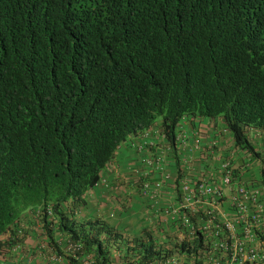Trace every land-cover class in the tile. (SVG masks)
I'll return each instance as SVG.
<instances>
[{
  "label": "trees",
  "instance_id": "trees-1",
  "mask_svg": "<svg viewBox=\"0 0 264 264\" xmlns=\"http://www.w3.org/2000/svg\"><path fill=\"white\" fill-rule=\"evenodd\" d=\"M185 115L201 119L203 156L223 145L208 144L209 119L253 152L264 0H0V264L13 247L27 253L32 226L63 264L83 263L58 235L113 264L115 234L90 191L129 134L161 124L177 154Z\"/></svg>",
  "mask_w": 264,
  "mask_h": 264
},
{
  "label": "built area",
  "instance_id": "built-area-1",
  "mask_svg": "<svg viewBox=\"0 0 264 264\" xmlns=\"http://www.w3.org/2000/svg\"><path fill=\"white\" fill-rule=\"evenodd\" d=\"M179 131L177 146L187 148L190 156L181 160L175 180L165 171L168 162L174 160L171 143L154 144L151 134L144 132L139 143L127 145L141 154L155 148L153 155L141 158L136 171L138 186L149 209L159 215L160 226L168 232L175 230L179 243L159 260L141 261L131 253L127 264H264V187L245 178L242 163L203 156L202 138L188 135L182 128ZM207 138L210 147L217 144L216 137ZM33 214L38 219L40 211ZM35 230L39 238L35 246L28 247L29 255L21 254L19 246L13 247L9 264H17L22 258L26 264H63L47 241H41L40 230ZM57 244L83 264H95L80 242L58 238ZM183 244H187L185 249Z\"/></svg>",
  "mask_w": 264,
  "mask_h": 264
},
{
  "label": "clouds",
  "instance_id": "clouds-1",
  "mask_svg": "<svg viewBox=\"0 0 264 264\" xmlns=\"http://www.w3.org/2000/svg\"><path fill=\"white\" fill-rule=\"evenodd\" d=\"M198 120L201 119H199L198 117L195 118L187 115L180 118L178 123L175 125L173 137L175 139L177 138V135L181 132L179 131L180 128H182L183 131H187L188 135H195L196 133L193 132L194 124ZM205 127H208L210 130L209 132H207L208 136L216 137V141H218V139H223L224 147L223 145L221 146V152L215 157H222L225 159H229L230 161L242 163V166H245V178L253 180V182L256 183L257 187L260 185L261 187H264V127L252 126L248 128L247 134L249 135V141H251L250 145L253 148V152H250L251 149L246 148L243 145L236 146L233 134L228 130L223 121L218 119H209V122L205 124ZM144 132H149L151 134V141L154 144L159 145L161 143H171L168 140L169 134L166 131H163V127L161 126V124H154L149 128L129 134L127 139L117 148L114 160L108 165V168L102 174V180L98 182V184H96L95 189H92L89 194L90 199V197L95 196V193L97 191H100L101 195H104L105 192L108 191L110 194L108 196L113 198L112 200H110L112 208L105 211L107 214L106 222H108L110 230H112L115 234L112 237L113 239L109 247L112 256V262H114L113 264H127L129 255H131V253H136L137 256H140L141 261H147L151 258L159 260L162 257L164 258V255L171 253L170 250L175 249L179 246V243L176 240L177 235L175 233V230L168 232L163 226H160L159 215L149 209V206L147 204L148 200L145 199L144 196L140 193V189L138 186L140 182L137 180L136 171L139 167H141V158L146 157V155H153V153H155V148H152L150 150L146 149L145 152L141 154L137 150L130 149L127 145L133 142L139 143L142 138L140 136ZM231 138L233 139V144L231 142V144L228 143L229 145L227 146L225 144V141ZM177 144L178 143L176 139L175 147L178 148ZM171 146L173 148L172 143ZM248 152H250V154H247ZM187 154H189L188 156H190V152L187 148H178V153H174V160L168 162V164L166 165L165 171L170 174V177L173 180H175V175L179 167L178 165H180L181 160ZM126 160H129L127 162L129 163V187L124 185L123 189L120 190L121 193L117 195L116 193L118 190H116V188L118 184L124 179L122 178V174L124 172V162ZM248 174H251V176L249 177ZM136 184L138 185L136 186ZM111 191L114 193V196L111 194ZM130 192L135 193L139 198L143 200L142 204L144 211L141 212L139 220L142 217H144V219L138 226H136V228H133V225L128 223L129 219L121 222L118 221L119 212L128 210L132 206L131 201L133 200V198L127 196L125 197V195L129 194ZM147 215L153 217V220H151V222L146 221ZM121 223H126L127 227L121 225ZM21 225L22 224L20 223V226ZM32 229L33 231L31 233L34 234H32V236H29V238L34 241L33 245L35 246V243L37 241L36 239L39 238V232L36 231L35 227L33 228V226ZM56 231L58 232V230ZM23 233H21V235L18 234L19 237H22ZM59 236L60 235H58L57 237L60 238ZM149 245H154L152 253L147 252L146 246ZM186 245L187 244H183L182 248L185 249ZM12 259L13 256L11 255V250H9L7 254L2 255L1 264H9L12 262Z\"/></svg>",
  "mask_w": 264,
  "mask_h": 264
},
{
  "label": "crops",
  "instance_id": "crops-1",
  "mask_svg": "<svg viewBox=\"0 0 264 264\" xmlns=\"http://www.w3.org/2000/svg\"><path fill=\"white\" fill-rule=\"evenodd\" d=\"M205 129H206V133L210 131L208 127H206ZM231 142L233 144V139L232 138L231 139H227L225 141V144L228 146L229 144H231ZM223 147H224V145H223ZM188 155L189 154H187L186 156H188ZM198 159L199 158L197 156L196 160H198ZM128 161L129 160H126L124 162V167L125 168H124V172L122 174V178H124L122 182H124V183L120 182L118 184V186L116 188V190H118L117 193H116L117 195H119L121 193L120 190L123 189L124 185L128 186V183L130 181V179H129V169H128V164L129 163H127ZM248 176L250 177L251 174H248ZM111 194L114 196V193L112 191H111ZM108 195H109L108 191H106L104 195H101L100 191H97L95 193V196L94 197H90V199H89L92 205L95 204V205L98 206V208H95V209H98L101 215L106 210H109L110 208H112V205L110 204V200H112L113 198H111ZM126 196L133 198V200L131 201L132 206L128 210H125V211L123 210V211L119 212L118 221L121 222V221L129 219L128 223L132 224L133 228H136V226H138L141 223V221H143V219H144V217H142L139 220V216H140L141 212L144 211L143 204H142L143 200L141 198H139L135 193H132V192H130L129 194L125 195V197ZM151 220H153V217L147 215L146 216V221H150L151 222ZM121 225H124V226L127 227L126 223H121Z\"/></svg>",
  "mask_w": 264,
  "mask_h": 264
},
{
  "label": "rangeland",
  "instance_id": "rangeland-1",
  "mask_svg": "<svg viewBox=\"0 0 264 264\" xmlns=\"http://www.w3.org/2000/svg\"><path fill=\"white\" fill-rule=\"evenodd\" d=\"M264 178V177H263ZM110 195V194H109Z\"/></svg>",
  "mask_w": 264,
  "mask_h": 264
}]
</instances>
